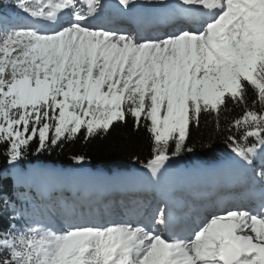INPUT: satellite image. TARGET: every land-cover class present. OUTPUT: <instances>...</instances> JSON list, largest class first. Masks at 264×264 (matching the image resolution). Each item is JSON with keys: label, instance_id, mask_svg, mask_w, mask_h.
Wrapping results in <instances>:
<instances>
[{"label": "snow or ice", "instance_id": "6c2138e0", "mask_svg": "<svg viewBox=\"0 0 264 264\" xmlns=\"http://www.w3.org/2000/svg\"><path fill=\"white\" fill-rule=\"evenodd\" d=\"M181 3L196 28L146 38L92 25L101 0L86 11L78 0H16L32 22L0 28V147L18 167L34 141L47 151L131 118L150 136L143 167L158 179L192 151L203 116L219 124L239 109L227 141L254 172L261 162L259 197L211 203L181 229L167 208L107 222L65 213L61 226L19 212L0 229V264H264V0Z\"/></svg>", "mask_w": 264, "mask_h": 264}, {"label": "trees", "instance_id": "16d2710c", "mask_svg": "<svg viewBox=\"0 0 264 264\" xmlns=\"http://www.w3.org/2000/svg\"><path fill=\"white\" fill-rule=\"evenodd\" d=\"M7 1L0 0L2 14L5 13ZM252 95L250 93V98ZM239 114L240 110L235 109L221 116L219 124L214 116H203L199 126L191 129L186 141L187 147L192 151H184L171 161L187 168L196 164L211 166L236 158L227 136L230 127L228 122ZM36 149L37 142L34 141L27 157L18 167H14L7 163L5 150L0 147V229L6 227L10 217L19 212L35 215L34 206L39 202L40 196L28 184L36 167L46 165L54 169L62 186L78 183L79 174L83 171H87L90 181L100 185L99 174L107 173L114 181L118 172L128 171L133 167L145 169L143 164L151 158L152 141L147 131L143 127H135L129 118L126 124H114L106 135L87 140L79 136L47 151ZM76 157H83V161L77 162ZM196 191L201 192V189ZM207 193L202 192L204 195ZM68 198L66 192L55 193L48 204L58 209L57 205L63 200L68 201ZM5 200L8 201L6 212Z\"/></svg>", "mask_w": 264, "mask_h": 264}, {"label": "rangeland", "instance_id": "374dc122", "mask_svg": "<svg viewBox=\"0 0 264 264\" xmlns=\"http://www.w3.org/2000/svg\"><path fill=\"white\" fill-rule=\"evenodd\" d=\"M104 1H107V0H101V3H103L102 9H104L103 10L104 12L101 13L102 12V9H101L100 13L106 15V13L108 14L109 12H107L105 9V2ZM169 1L170 0H164V4H160V5H163L166 8H163L159 11L151 13V15H154L156 18H160V12L164 11L162 14L166 15V17H165L166 19L171 20V21H168L169 23L173 22L175 19L178 20V18H179L181 21H183L184 28H188V26L190 25L189 27L194 30L195 29L194 26H196L195 21H193V19H192L194 12H192V13L189 12L190 14H188V15L184 14L182 11L183 6H181L180 4L174 5L175 2L169 3ZM135 3H141V0H135ZM15 4H16V0H8L7 1L6 9H5L7 16H1L0 17V28L19 27V26L27 25V24L32 22L30 17H28L26 14H24L23 12H21L20 10H18L15 7ZM153 5H159V3L155 2V0H152V2L147 1L143 4H141L142 8L150 7ZM86 10H87V8L85 9V11ZM130 14H132V13H130ZM135 15L137 16V14H135ZM122 18L123 17H115V15L113 18H111V16H105L102 18L101 23L103 25H106V26H103L104 28H110L111 26H114V27L118 28L117 30L123 31L125 29H123V27H122V29H120V27H121L120 21H124L125 19L124 18L122 19ZM131 20H132V18L129 21L130 23H131ZM125 22H127V20ZM147 22H148L147 20L144 21L142 23V27L140 29L139 28H137V29L131 28L128 31L139 32L142 35H144L146 38H150V36L154 35L156 32V30L154 28L158 26L157 24L161 25L162 22H159L157 20L156 21L157 26H155V27H151L150 25L147 24ZM95 25L102 26V25H99L97 23ZM127 26L129 27V25H127ZM173 31H175V30H173ZM160 33L161 32L159 31V34ZM236 160H238V159H236ZM222 165H224V164L218 165L214 168H208V172L211 170L214 172L215 169L220 168ZM242 165H244V163H242ZM260 166H261V162L259 161V163H257V165H256V168L259 171H260ZM225 167H229V166H225ZM199 168H200V166H198L196 169L198 170ZM51 170L53 172V173L51 172V178L49 179V177H47L48 179H42V181H40L41 183L45 182L44 185H42V186L47 188V189L50 187L51 182L49 183V186L46 183L48 181H52V180L54 181V179L57 178V174L54 172L53 169H51ZM132 170L129 171L128 174H126V176H123L124 175L123 174V175H121V177L120 176L117 177L119 180L118 183L116 184L117 186L116 185L112 186L108 183L109 177L107 175H105V174L99 175L100 179H102L103 182H102L101 186L97 187L98 190L94 191L89 196H87L83 192V190L80 189L77 192V196L79 198H76V200L79 204H83L84 206L76 208V211L73 213H71V210L68 211V213L74 214L76 216H79L81 214L86 215V216H91L92 218H94L100 222H107L108 220H113V219L114 220H121V219H123L122 217H120L121 213H122L124 219L134 218L137 215H139V214L133 215V213L135 211H140L143 213V210L148 209L145 212L146 215H148L150 212H151V214L155 213L156 210L158 208H160V205H159V207H156L155 203L152 204V202L155 201L152 199L154 197L155 188L150 187L151 189H149V187L145 186V184L147 182H150V181H148L146 176H144L139 183L138 182L139 179L136 177V175H132V173H131ZM217 171L220 173L219 176H221V178L219 177L220 178L219 183L216 182L215 179H213L211 176L208 177V179L206 180L207 175L200 176L202 178H197L196 175H194V179H191V177H193V176L188 177V183H186L185 185H184V182L181 183L182 185L186 186V189H189L190 187H191V189H195V188L198 189V187H199L202 189V191H204L203 187H205V189L207 191H210V193H211L207 196H198V197H196V200L194 202L186 204L182 215L186 214V217L189 215H192L191 212L187 211V208L189 206H195V208L192 209L193 211L198 210V214L195 216L193 215L194 217L192 219H190V223L196 217L202 215L204 213V209L209 204H211L213 202H217V201H221V200L231 201L234 203H241L244 201L248 202L250 199H253L252 196H255V192H254L255 189H256V191H260V184H259L258 179L253 180V183L251 185H249L248 183H246L245 179L243 180V179L239 178L240 172H236L230 168H228V169L223 168V169H219ZM85 175H86V172L81 173L79 175L80 176L79 177V183H78L79 188H83L81 186L83 185V182L84 183L86 182V176ZM164 177H166V176L159 177V178L162 179ZM135 182H137V183H135ZM152 182H154V181H151V183ZM34 183L36 185L39 184L36 182H34ZM34 183H33V178H32V180L30 181V186L34 185ZM252 186L256 187V188L251 189ZM38 187L40 188L39 185H38ZM124 187H125V189H127L128 187H131L132 190H130V192L123 191ZM51 188H53V184H52ZM104 189H107V192L104 194H101L100 192L103 191ZM182 190L184 191V189H182ZM124 193L127 197L124 196ZM120 195H123L124 198L123 199L122 198H114L115 196L118 197ZM98 196H104V198H107V200L110 199L112 203L110 204L108 202L109 204H107L106 201H104V205L102 207V210H98L97 208H94V206H95L94 204H97L96 198ZM189 199H190V197H189ZM70 201H72V200H70ZM151 207H154V209L152 210ZM61 211H62V214H58V216H55L54 214L47 212L46 215L40 214L41 215L40 218H43L44 216H48L49 218L53 219L54 222H56L58 225L61 226L64 222V214L66 213L64 210H61Z\"/></svg>", "mask_w": 264, "mask_h": 264}, {"label": "bare ground", "instance_id": "6f19581e", "mask_svg": "<svg viewBox=\"0 0 264 264\" xmlns=\"http://www.w3.org/2000/svg\"><path fill=\"white\" fill-rule=\"evenodd\" d=\"M147 1H150V0H141V3H135L134 4V6H131L129 9H126L128 12H129V16H130V18H132V20H131V23H133V24H135V27H137L138 26V24L143 20V10H148L149 11V13H150V20H152V19H154V20H158L159 22H163V19L160 17V18H156L154 15H151V13H154V12H156V11H159V10H161V9H163V8H166V7H164L163 5H153V6H150V7H146V8H142V6H141V4H143V3H145V2H147ZM105 2V9H106V11L107 12H110L111 10H117V8L114 6V3L113 2H111L110 0H107V1H104ZM175 2V3H174ZM169 3H174V5H176V4H180L181 6H183V9H185L186 11H188V12H190L187 8H186V6H184L182 3H181V0H170L169 1ZM171 5V4H170ZM102 6H103V3H102ZM104 9H102V12L101 11H99V13L101 12V13H103L104 11H103ZM98 13V15L96 16V17H94V18H92L91 19V24L92 25H94V26H97V25H95L96 23L97 24H99V25H102V26H106V25H103V24H101L100 23V21H101V18L100 17H102L104 14H99ZM130 13H132V14H130ZM190 13H192V12H190ZM107 14V13H106ZM135 14H137V16L135 15ZM195 16V13H194V15H193V17ZM104 17V16H103ZM138 17V18H137ZM166 21H171V20H169V19H166ZM193 21H194V19H193ZM120 23H121V27H120V29H122V27H123V29H125V30H123V31H128L129 29H131V28H133V25L129 22V27L125 24V20L124 21H120ZM158 26L157 27H155L154 29L156 30V32H155V34L154 35H152V36H150V38H152V37H154L155 35H157V34H159V31L161 32L160 34H163V33H165V32H171V31H173V30H176L177 28H179V27H184V23H183V21H181L179 18H178V20L177 19H175L173 22H172V24L171 25H169L168 27H166V28H162L161 27V25L160 24H157ZM190 26V25H189ZM188 26V28H190ZM197 26V25H196ZM196 26H194L195 28H196ZM192 27V26H191ZM108 29H112V30H117L118 28L117 27H114V26H111L110 28H108ZM238 160H233V161H227V162H222V163H220V164H218V165H221V164H224V165H222L220 168H218V169H215L214 170V172L211 170V171H209L208 172V168H214V167H216V166H218V165H215V166H210V167H205V166H203V165H200V164H198V165H194V166H191L190 168H184L183 166H179V165H176V164H173V163H171V162H169V166H168V168H167V170H165V171H163V173H162V175H160L159 177H163V176H166L167 177V175H169L170 177H171V179L169 180V181H164V185H165V187H170V189L172 188V190L171 191H176V189L179 187V186H182V184L181 183H183L184 182V185L186 184V183H188V177H191V176H193V177H191V179H194V175H196V177L197 178H202V177H200V176H204V175H207V177H206V180L208 179V177H212L213 179H215V181L216 182H220V178H221V176H219V172L217 171V170H219V169H223V168H230V169H233L234 171H236V172H246V171H249L250 170V166H248V165H246L245 163H244V165H242V161H240V159L239 158H237ZM259 161V160H258ZM198 166H200V168L197 170L196 168L198 167ZM225 166H229V167H225ZM52 169V168H51ZM50 168H48V167H46V166H40V167H37V169L35 170V173H34V176H33V182H36V183H39L38 185L40 186V188L41 187H43L42 185H44V183H41L40 181H42V179H48L47 177H49V179L51 178V172H52V170H51ZM133 169V170H132ZM131 170H132V175H136V177L139 179V183H140V181H141V179L144 177V176H146L147 177V179H148V181H150V182H147L146 184H145V186L146 187H149V189H151L150 187H156V189H158V185H155L156 183H157V181H158V179H155V178H153L152 176H151V174H150V172L147 170V169H140V168H138V167H133ZM130 170V171H131ZM125 173H124V175L123 176H126V174H128V172L129 171H124ZM202 172H206V174H203ZM53 173V172H52ZM194 173V174H193ZM143 175V176H142ZM217 177H216V176ZM86 176V178H87V175H85ZM220 177V178H219ZM240 178V177H239ZM161 179V178H160ZM151 181H154V182H152L151 183ZM51 182V184H50V187L52 186V182H53V180L52 181H48L46 184H48V183H50ZM135 183H137V182H135ZM186 187V186H185ZM39 188V189H40ZM43 188H45V187H43ZM84 189V188H83ZM104 192H107V189H104ZM159 193V192H158ZM259 193H260V191H259ZM149 196V195H148ZM156 196H160V194H157ZM252 198L253 199H255L253 196H252ZM153 200H155V198L153 197L152 198ZM244 203H246V201H244ZM152 204H154V201L152 202ZM178 205L179 204H177V206H175V204H173V206H170V209H172L173 207L175 208V209H177V210H181V207H178ZM155 206L156 207H158L159 206V204L157 203V204H155ZM152 208V210L154 209V207H151ZM148 210V209H147ZM147 210H143V213L142 212H140V211H135L134 213H133V215L134 214H143V215H146L145 214V212L147 211ZM151 211V210H150ZM174 213L173 212H171V215H173ZM148 215H151V212L148 214ZM116 216V215H115ZM114 216V217H115ZM120 217H122L123 219H124V217H123V215H122V213L120 214ZM114 220V219H113ZM56 223V222H55ZM57 224V223H56ZM57 226H60V225H58L57 224Z\"/></svg>", "mask_w": 264, "mask_h": 264}, {"label": "water", "instance_id": "95a60500", "mask_svg": "<svg viewBox=\"0 0 264 264\" xmlns=\"http://www.w3.org/2000/svg\"><path fill=\"white\" fill-rule=\"evenodd\" d=\"M115 4V6L119 9H122L123 7L119 4L118 0H112Z\"/></svg>", "mask_w": 264, "mask_h": 264}]
</instances>
